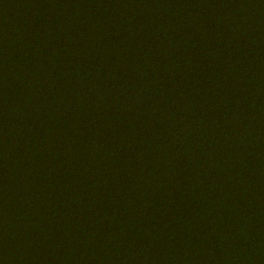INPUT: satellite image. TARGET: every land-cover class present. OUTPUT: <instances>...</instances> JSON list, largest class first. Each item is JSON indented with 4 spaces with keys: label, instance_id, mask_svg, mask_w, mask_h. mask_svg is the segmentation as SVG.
<instances>
[{
    "label": "trees",
    "instance_id": "1",
    "mask_svg": "<svg viewBox=\"0 0 264 264\" xmlns=\"http://www.w3.org/2000/svg\"><path fill=\"white\" fill-rule=\"evenodd\" d=\"M0 264H264V0H0Z\"/></svg>",
    "mask_w": 264,
    "mask_h": 264
}]
</instances>
